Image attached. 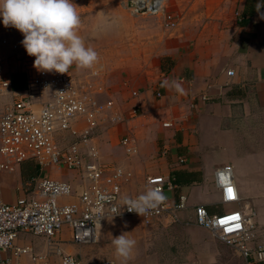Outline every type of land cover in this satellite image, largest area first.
I'll list each match as a JSON object with an SVG mask.
<instances>
[{
  "label": "crops",
  "instance_id": "1",
  "mask_svg": "<svg viewBox=\"0 0 264 264\" xmlns=\"http://www.w3.org/2000/svg\"><path fill=\"white\" fill-rule=\"evenodd\" d=\"M123 1L72 0L81 18L78 35L98 54L91 69L73 64L69 68L73 78L82 80L97 71L91 80L102 86V93L95 96L98 105L113 101L114 110L124 117L134 107L146 115L143 122L104 123L95 139L98 161L133 174L123 189L125 196L143 194L146 176H173L177 189L164 192L166 201L174 203L181 193L190 208L178 212L175 220L163 216L150 225L139 217L104 221L93 245L97 259L87 258L90 246L70 241L67 228L56 238L57 245L86 262L246 264L195 224L192 208L203 205L210 214L244 209L252 215L253 247L264 244V6L257 11V0H167L177 26L166 32L156 18L131 15ZM241 14L247 20L243 26L238 23ZM7 30L0 24V33ZM5 54L8 76L20 71L14 54ZM227 71L234 75L228 77ZM208 85L209 99L200 100ZM133 91L139 93L135 98ZM166 121L175 126L163 128ZM125 134L133 136L137 153L120 158L115 151L124 153L119 139ZM163 146L167 154L160 156ZM178 157L187 162L178 165ZM227 167L238 201L222 205L220 186L229 176L218 177L216 171ZM44 176L68 183L75 191L85 184L78 172L50 167L38 174L35 163L24 162L13 173H0V201L12 204L34 197L29 180ZM121 233L135 241L126 262L112 245V238ZM15 244L36 254L46 252L45 239L27 232L19 233ZM137 250L142 254L137 256ZM5 257L11 258V252L0 253V259ZM19 260L30 264L27 257ZM59 261L48 258V264Z\"/></svg>",
  "mask_w": 264,
  "mask_h": 264
},
{
  "label": "built area",
  "instance_id": "2",
  "mask_svg": "<svg viewBox=\"0 0 264 264\" xmlns=\"http://www.w3.org/2000/svg\"><path fill=\"white\" fill-rule=\"evenodd\" d=\"M122 6L133 16L158 19L166 32L177 26L167 0H124ZM7 31L0 33V173H13L22 163L33 162L40 172L50 167L78 172L85 184L75 191L68 183L44 176L29 183L34 197L21 198L12 204L0 201V253L10 251L12 256L0 259V264H21V256L27 257L30 264H48L49 256L59 258L60 264H114L78 259L59 248L56 238L67 228L70 241L83 246L98 240V220L100 225L108 219L127 217H139L145 225L163 216L175 220L178 212L190 208L186 196L178 194L171 204L164 199L142 216L131 212L124 199L138 196H125L123 189L133 174L122 167L98 161L97 132L104 123L117 125L128 120L114 110L113 101L103 105L95 102V96L102 93V86L91 79L97 77L98 72L77 80L69 69L65 74L38 71L33 67L34 57L25 54L22 40L12 37L18 31L10 26ZM6 51L20 61V71L16 73L24 77L21 90L11 88L10 75L3 62ZM226 74L228 77L234 75L233 71ZM209 89L210 85L199 95L200 100L209 99ZM138 94L133 91L131 97ZM154 95L156 98L162 96L159 92ZM5 98L8 101L3 104ZM139 113V108L134 107L129 113L130 120L139 118ZM174 126V121L162 123L163 128ZM119 144L127 156L137 153L133 136L122 135ZM166 154L163 146L158 155ZM186 162L185 157L177 159L178 165ZM230 173L229 167L216 171L218 177L229 176L220 186L222 205L238 201ZM149 188L159 189L164 195L167 190H176L177 185L173 176H146L144 192ZM68 198L76 201L62 202ZM192 211L197 226L233 249L246 264L264 263V244L253 247L255 234L250 213L243 209L210 214L203 205L194 206ZM21 232L43 237L46 252L36 254L28 247H17L15 243Z\"/></svg>",
  "mask_w": 264,
  "mask_h": 264
},
{
  "label": "clouds",
  "instance_id": "3",
  "mask_svg": "<svg viewBox=\"0 0 264 264\" xmlns=\"http://www.w3.org/2000/svg\"><path fill=\"white\" fill-rule=\"evenodd\" d=\"M262 6L264 0H257L256 10ZM0 24L23 36L22 47L34 57L33 67L38 71L65 74L73 64L91 69L98 60L97 52L86 47L78 35L81 18L72 0H0ZM164 199L159 189L149 188L135 199L125 197L124 204L142 216ZM99 221L97 227L101 229ZM112 245L116 255L126 262L135 241L121 233L112 238Z\"/></svg>",
  "mask_w": 264,
  "mask_h": 264
},
{
  "label": "rangeland",
  "instance_id": "4",
  "mask_svg": "<svg viewBox=\"0 0 264 264\" xmlns=\"http://www.w3.org/2000/svg\"><path fill=\"white\" fill-rule=\"evenodd\" d=\"M6 32V31H5ZM4 32V33H5ZM8 32V31H7ZM17 34H13L12 35V37H15L16 35H19L20 33L19 32H16ZM141 114V115H140ZM142 114H144V113H142V112H140L139 113V115H140V117L139 118H136V119H138L139 120V122L141 121V122H143V121H145L144 119L146 118V115H142ZM124 117V116H123ZM128 120H130V116H128ZM127 120V121H128ZM127 121H123V122H121L120 124H117V125H125L126 123H127ZM115 152H117V153H119L120 154V158H125L126 157V154H124L123 153V151H119V149H117ZM122 152V153H121ZM32 169H34V168H32ZM38 174H40V171L38 170ZM37 178H39V177H35L34 179H37ZM32 180V179H31ZM31 180H29V183H31ZM32 184V183H31ZM24 188H25V186H24ZM28 189H29V187H28ZM212 236V235H211ZM213 237V236H212ZM214 238V237H213ZM216 241H218L216 238H214ZM219 242V241H218ZM221 243V242H220ZM95 244V243H94ZM94 244H89L88 246H90L89 248H86V256H87V258H91V259H97V258H99V257H95V255H96V253H95V251H94V249H93V245ZM221 244H223V243H221ZM85 246V245H84ZM105 248V247H104ZM99 251H101V250H99ZM102 253H103V255H104V249H102V251H101ZM135 253H136V255L138 256V255H140V254H142V253H140L138 250L137 251H135ZM136 256V257H137ZM100 259H102V258H100ZM115 263V262H114ZM144 263V262H143ZM115 264H117V263H115ZM142 264V263H141ZM146 264H149V263H146ZM151 264H168V263H164V262H162V263H156V262H151ZM219 264H227L226 262L224 263V262H222V263H219Z\"/></svg>",
  "mask_w": 264,
  "mask_h": 264
},
{
  "label": "trees",
  "instance_id": "5",
  "mask_svg": "<svg viewBox=\"0 0 264 264\" xmlns=\"http://www.w3.org/2000/svg\"><path fill=\"white\" fill-rule=\"evenodd\" d=\"M248 16H251V14H249ZM238 23L240 25H242V26L247 23V20L245 19V14L239 15ZM10 82H11L12 90H21L24 87V77H23V75L21 73H13V74H11L10 75Z\"/></svg>",
  "mask_w": 264,
  "mask_h": 264
}]
</instances>
